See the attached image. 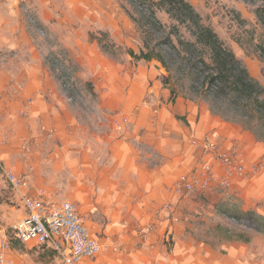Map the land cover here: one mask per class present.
Masks as SVG:
<instances>
[{"label": "rangeland", "instance_id": "obj_1", "mask_svg": "<svg viewBox=\"0 0 264 264\" xmlns=\"http://www.w3.org/2000/svg\"><path fill=\"white\" fill-rule=\"evenodd\" d=\"M84 1L85 5H92L90 1L96 4L87 7L82 4ZM156 1L20 0L26 34L16 40L15 50L10 47L0 50V230L4 229L6 237L7 230L26 215L23 199L27 196L21 192L28 185L22 178L24 186L14 189L6 180L5 174L9 171L4 170V165L20 159L43 158L52 167L53 160L48 158L55 144L54 139L46 136L38 144L36 137L25 133L20 123L22 116L14 115L16 121H13L10 119L13 114H73L83 130L78 138L91 147L93 157L101 160L106 156L105 145L95 146L92 136L98 115L139 114L142 108L139 110L134 105L133 87L142 82L148 86L144 97L147 110L140 114H197L195 124L200 114H207L215 122L210 138L220 147L227 148L219 129L232 136L226 140L231 142L228 147L239 151L243 145L249 153L256 150L252 161H244L243 165L244 173L248 172L251 178L258 175L254 173L259 171L253 172V167L261 163L259 154L264 152V138L243 123L248 111L241 109L242 104H236L232 92L221 97L213 93L214 89L207 91L202 86L208 70L195 64L194 58L203 54L204 62L210 64L208 51L194 42L184 26L158 8ZM187 1L200 16L201 24L217 36L248 76L264 88V55L261 54L264 0ZM129 51L161 53L167 69L155 60L134 62L128 56ZM162 78L168 79V86L162 85ZM170 90H173V102ZM258 98L264 99V94ZM32 125L36 126V122ZM26 128L31 131L30 124ZM136 146L150 163L157 162L155 152L145 150L141 144ZM197 157L198 163L202 156ZM197 163L189 172L202 169ZM51 167L41 168L43 179H48V174L54 175ZM201 175L197 173L199 179ZM221 175L222 172L216 182H206V189L201 193H188L181 184L182 239L222 256L229 246L242 245L247 254L246 264H264V224H254L239 214L247 211L264 217V183L244 184L247 190L244 195V186L233 184L239 176L232 175L223 184ZM58 185L62 184H55ZM57 201L46 204L57 206L66 200ZM73 204L86 223H92L96 229L104 225L102 216L94 214L88 218L84 206ZM225 229L232 234L226 235L222 231ZM237 232H243L249 242L227 243V237L234 239ZM16 255H27L37 264H62L61 258L49 253L24 249Z\"/></svg>", "mask_w": 264, "mask_h": 264}, {"label": "crops", "instance_id": "obj_2", "mask_svg": "<svg viewBox=\"0 0 264 264\" xmlns=\"http://www.w3.org/2000/svg\"><path fill=\"white\" fill-rule=\"evenodd\" d=\"M90 2L95 6L94 1ZM25 34L20 0H0V50L6 47L15 50L16 40ZM147 87L143 82L133 87L134 105L139 110L140 107L147 110L144 103ZM142 110L139 114L98 115L92 136L95 146L105 145L106 156L101 160L93 157L91 147L78 138L83 130L73 114H13L10 118L13 121H16L14 115L22 116L20 123L25 133L36 137L38 144L44 136L54 139V149L48 158L53 160V168L49 160L41 158L10 162L4 165V170L26 180L28 187L21 195L44 204L57 200L76 202L86 208L83 211L88 218L94 214L102 216L105 223L99 229L83 219L88 232L98 239L103 249L94 260L80 264H246L247 254L242 245L229 246L222 256L182 239L180 180L191 173L189 170L197 163V155L200 156L191 141L210 137L215 122L207 114H200L195 124L197 114H140ZM35 122L36 126L32 125ZM28 124L31 131L26 128ZM219 130L221 139L232 138ZM226 140L225 146H230L231 142ZM136 144L155 152L157 162L150 163ZM239 151L244 155L243 163H249L256 155L255 149L254 154L249 153L243 145ZM259 156L260 165L255 164L259 172L254 173L259 177L253 179L257 176L251 178L246 172L233 182L244 186L243 194L247 191L244 184L264 183V152ZM44 166L54 169L53 176L46 175L48 179L42 178ZM45 181L54 185H44ZM2 238L0 235L3 257L0 264H37L27 255H16L17 251L10 248L1 250Z\"/></svg>", "mask_w": 264, "mask_h": 264}, {"label": "built area", "instance_id": "obj_3", "mask_svg": "<svg viewBox=\"0 0 264 264\" xmlns=\"http://www.w3.org/2000/svg\"><path fill=\"white\" fill-rule=\"evenodd\" d=\"M191 146L202 156L197 163L202 169H195L196 173L192 171L180 180L182 188L188 193L203 192L206 189L205 183L216 182L221 172L222 183L232 175L240 177L244 174L243 159L236 148H222L209 136L193 139ZM257 169L258 166L254 165L253 172ZM198 172L202 174L200 179L197 177ZM5 177L14 189L24 186L19 175L6 172ZM23 206L26 215L7 231L9 236L25 247L56 252L62 264H80L94 260L101 253L102 245L88 232L75 204L63 202L56 208H49L41 200L25 197ZM0 235L3 236L1 250L6 251L9 245L4 229L0 230ZM2 259L0 254V262Z\"/></svg>", "mask_w": 264, "mask_h": 264}, {"label": "trees", "instance_id": "obj_4", "mask_svg": "<svg viewBox=\"0 0 264 264\" xmlns=\"http://www.w3.org/2000/svg\"><path fill=\"white\" fill-rule=\"evenodd\" d=\"M143 1L145 2V0ZM144 2L142 4H144ZM155 4L172 20H175L177 24L184 26L186 31L190 32L192 37H194V42L202 45L208 51L210 64L204 62L203 54H199L197 58H194L195 64L202 65L203 69L208 70L207 76L203 79L202 86H205L207 91L214 89L213 93L216 96L222 95L221 97H225L227 93L232 92L236 104H242L241 109L248 111L242 120L244 121L243 123L249 128L257 130V136L264 138V99L259 100L258 98V95L264 94V88L248 76L246 70L242 69L240 64L235 60L233 54L223 47V44L219 41L217 36L209 28L201 24L200 16L195 12L187 0H157ZM165 39L169 41V37H165ZM261 51V54L264 55V49ZM128 56L134 62H150L155 60L160 63L163 68L167 67L162 54L158 52L140 51L139 54H135L133 51H129ZM161 83L164 87L168 86V79L162 78ZM169 93L171 101L173 102V90H170ZM239 214L244 218H248V220H253L254 224H264L263 216L247 211ZM250 228H252V226ZM257 229L259 228H256L255 231L259 232ZM222 231L225 232L226 235L232 234V231L228 229ZM234 237V239L230 236L227 237V243L233 241L243 243L249 242V239L244 236L243 232H237L234 234ZM8 245L10 249L19 252H23L24 249H27L43 254L49 253L52 254L53 257L57 256L56 252L51 250H44L42 252L36 248L28 249L11 236H8Z\"/></svg>", "mask_w": 264, "mask_h": 264}]
</instances>
